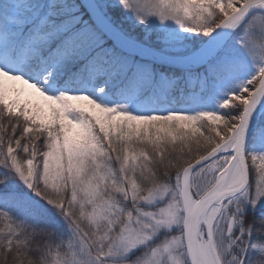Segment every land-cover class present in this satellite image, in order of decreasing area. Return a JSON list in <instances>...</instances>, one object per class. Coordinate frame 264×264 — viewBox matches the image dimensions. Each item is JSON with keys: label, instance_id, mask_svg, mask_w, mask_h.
<instances>
[{"label": "snow or ice", "instance_id": "obj_1", "mask_svg": "<svg viewBox=\"0 0 264 264\" xmlns=\"http://www.w3.org/2000/svg\"><path fill=\"white\" fill-rule=\"evenodd\" d=\"M0 264H264V0H0Z\"/></svg>", "mask_w": 264, "mask_h": 264}]
</instances>
